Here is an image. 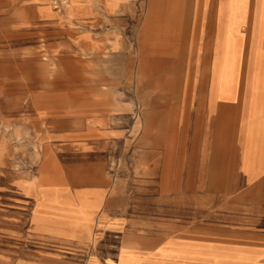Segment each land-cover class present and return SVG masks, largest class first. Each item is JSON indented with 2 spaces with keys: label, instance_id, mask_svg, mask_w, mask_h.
<instances>
[{
  "label": "crops",
  "instance_id": "crops-1",
  "mask_svg": "<svg viewBox=\"0 0 264 264\" xmlns=\"http://www.w3.org/2000/svg\"><path fill=\"white\" fill-rule=\"evenodd\" d=\"M28 6L63 86L0 123V264H264V0Z\"/></svg>",
  "mask_w": 264,
  "mask_h": 264
},
{
  "label": "rangeland",
  "instance_id": "rangeland-1",
  "mask_svg": "<svg viewBox=\"0 0 264 264\" xmlns=\"http://www.w3.org/2000/svg\"><path fill=\"white\" fill-rule=\"evenodd\" d=\"M30 0H0V123L2 130H7L8 140H18L14 148L15 155L25 157L28 148L21 141V134H17L16 123L32 124L34 110L40 107L43 101L34 99L32 96L38 92L54 91L63 86V82H49L52 68H49V59H53L46 52L39 56L40 67H32L33 39L31 36H17V28L31 29V20L27 18L30 8ZM20 12L19 14L17 13ZM36 39V38H34ZM53 73V72H52ZM39 75V80H32V76ZM199 75V68L195 67V79ZM54 75L52 76V78ZM44 78L46 80H44ZM56 91V90H55ZM20 94L24 96L23 100ZM52 104H62L60 99L50 100ZM2 107V108H1ZM62 109V107H61ZM21 123V124H22ZM3 133V131H2ZM31 137L33 131H29ZM25 132V136L28 135ZM29 138L24 137L23 139ZM5 148L0 147V151ZM114 167V166H113ZM111 170V167H109ZM243 202H256L254 196H248Z\"/></svg>",
  "mask_w": 264,
  "mask_h": 264
}]
</instances>
